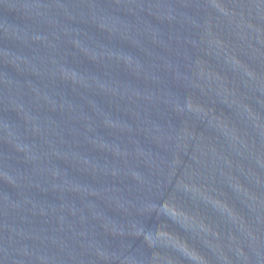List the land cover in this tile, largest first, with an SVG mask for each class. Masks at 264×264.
Masks as SVG:
<instances>
[{"label":"water","instance_id":"water-1","mask_svg":"<svg viewBox=\"0 0 264 264\" xmlns=\"http://www.w3.org/2000/svg\"><path fill=\"white\" fill-rule=\"evenodd\" d=\"M0 264H264V0H0Z\"/></svg>","mask_w":264,"mask_h":264}]
</instances>
